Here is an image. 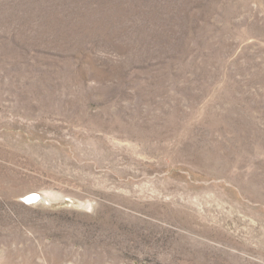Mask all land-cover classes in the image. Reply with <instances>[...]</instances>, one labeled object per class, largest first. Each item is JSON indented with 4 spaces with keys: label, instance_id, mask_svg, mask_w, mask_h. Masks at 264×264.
<instances>
[{
    "label": "rangeland",
    "instance_id": "374dc122",
    "mask_svg": "<svg viewBox=\"0 0 264 264\" xmlns=\"http://www.w3.org/2000/svg\"><path fill=\"white\" fill-rule=\"evenodd\" d=\"M0 264H264V0H0Z\"/></svg>",
    "mask_w": 264,
    "mask_h": 264
},
{
    "label": "water",
    "instance_id": "95a60500",
    "mask_svg": "<svg viewBox=\"0 0 264 264\" xmlns=\"http://www.w3.org/2000/svg\"><path fill=\"white\" fill-rule=\"evenodd\" d=\"M29 197L32 200L31 202H37V201H40L41 200V198H40V196L38 194H32ZM27 198L28 197L24 198L23 200L26 201Z\"/></svg>",
    "mask_w": 264,
    "mask_h": 264
},
{
    "label": "bare ground",
    "instance_id": "6f19581e",
    "mask_svg": "<svg viewBox=\"0 0 264 264\" xmlns=\"http://www.w3.org/2000/svg\"><path fill=\"white\" fill-rule=\"evenodd\" d=\"M30 195H32V194H34L33 192H31V193H29ZM29 194H27L28 196V198L26 199V201L25 202H28V203H31V198L29 197L30 195Z\"/></svg>",
    "mask_w": 264,
    "mask_h": 264
},
{
    "label": "built area",
    "instance_id": "2783aa9c",
    "mask_svg": "<svg viewBox=\"0 0 264 264\" xmlns=\"http://www.w3.org/2000/svg\"><path fill=\"white\" fill-rule=\"evenodd\" d=\"M26 203H28V202H26Z\"/></svg>",
    "mask_w": 264,
    "mask_h": 264
}]
</instances>
